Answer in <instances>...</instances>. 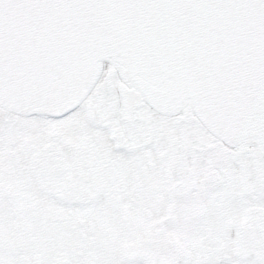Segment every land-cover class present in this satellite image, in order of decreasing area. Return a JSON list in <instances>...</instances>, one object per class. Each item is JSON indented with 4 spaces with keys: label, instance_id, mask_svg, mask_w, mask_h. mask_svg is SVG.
<instances>
[{
    "label": "snow or ice",
    "instance_id": "obj_1",
    "mask_svg": "<svg viewBox=\"0 0 264 264\" xmlns=\"http://www.w3.org/2000/svg\"><path fill=\"white\" fill-rule=\"evenodd\" d=\"M0 264H264V0H0Z\"/></svg>",
    "mask_w": 264,
    "mask_h": 264
}]
</instances>
